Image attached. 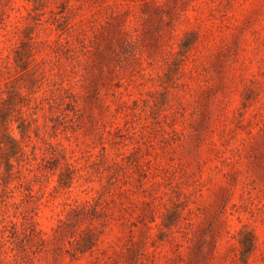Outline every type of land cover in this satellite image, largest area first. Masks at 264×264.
<instances>
[{
    "label": "rangeland",
    "instance_id": "obj_1",
    "mask_svg": "<svg viewBox=\"0 0 264 264\" xmlns=\"http://www.w3.org/2000/svg\"><path fill=\"white\" fill-rule=\"evenodd\" d=\"M0 264H264V0H0Z\"/></svg>",
    "mask_w": 264,
    "mask_h": 264
}]
</instances>
